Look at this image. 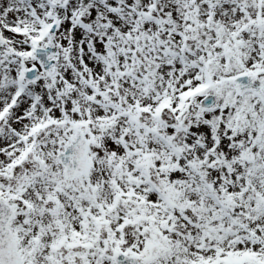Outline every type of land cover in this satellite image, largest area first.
I'll return each instance as SVG.
<instances>
[{"label": "snow or ice", "instance_id": "1", "mask_svg": "<svg viewBox=\"0 0 264 264\" xmlns=\"http://www.w3.org/2000/svg\"><path fill=\"white\" fill-rule=\"evenodd\" d=\"M0 264H264V0H0Z\"/></svg>", "mask_w": 264, "mask_h": 264}]
</instances>
